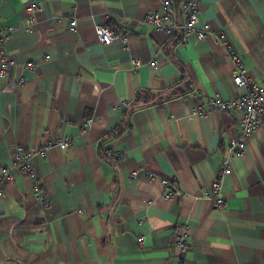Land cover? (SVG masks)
I'll return each instance as SVG.
<instances>
[{
  "label": "crops",
  "instance_id": "0c3cea01",
  "mask_svg": "<svg viewBox=\"0 0 264 264\" xmlns=\"http://www.w3.org/2000/svg\"><path fill=\"white\" fill-rule=\"evenodd\" d=\"M161 1L0 0V26L14 27L6 41L12 65L0 87V171L8 169L0 264H174L182 224L191 231L179 264H264V124L234 156L228 148L240 136L241 114H193L216 94L233 100L244 93L232 81L230 53L255 82L264 81V0H198L200 22L211 28L202 40L143 25ZM30 4L38 7L32 14ZM97 26L125 30L127 50L101 43ZM183 75L189 93L173 96ZM145 93L149 101H136ZM130 106L129 128L108 138ZM65 138L68 148L33 156L34 179L11 166L17 145L36 151ZM105 146L117 161L101 157ZM225 157L226 203L214 209L198 196ZM161 179L182 196L162 197Z\"/></svg>",
  "mask_w": 264,
  "mask_h": 264
},
{
  "label": "built area",
  "instance_id": "2783aa9c",
  "mask_svg": "<svg viewBox=\"0 0 264 264\" xmlns=\"http://www.w3.org/2000/svg\"><path fill=\"white\" fill-rule=\"evenodd\" d=\"M25 10L28 14H32L38 10V7L36 4H30ZM141 23L167 35H173L177 32L185 35L193 34L199 40L206 38L211 32L208 23L200 22L198 16V0H180L179 3L177 0H162L158 9L150 10L145 13ZM75 26L76 20L75 18H71L69 20L70 29L73 30ZM13 31V26H0V87L2 86L1 80L7 76L12 65L6 50V41L12 35ZM94 32L98 40L104 45L116 44L119 45L122 50H127L129 36L122 28H117L115 26H97L94 28ZM215 37L221 42L223 47L228 46L222 32L215 33ZM230 60L234 66L232 81L235 86L244 88V93L239 94V96L233 100L224 99L216 94L209 98L204 107L198 108L193 114L204 116L215 110H234L239 112L241 117L238 119L237 127L240 136L230 140L228 150L234 156H240L245 149L247 139L254 133L258 126L264 124V81L255 82L252 77L249 76L237 56L230 57ZM133 63L134 69L139 62L134 61ZM155 63V61L150 62V65L155 66ZM24 81L23 77H19V82ZM125 105L126 103L121 101L117 109L121 110ZM91 122L92 119H87L84 126H88ZM51 146L66 149L70 146V140L68 138L47 140L43 146L36 151H31L21 145H17L12 153L11 166L17 169L21 174L34 179L31 165L33 156L35 154L44 156ZM107 152L113 154L115 158H119V154L115 150L109 148ZM230 172L229 159L225 157L222 160L219 170L215 173L209 189L198 197L209 201L214 209L224 208L226 200L223 196L222 181ZM135 174L136 172H130L131 177L135 176ZM5 175H8V169L2 167L0 171V197L2 195L1 183ZM148 180L154 182L155 177L148 175ZM160 183L163 188L161 193L162 197L171 200L176 196H182V192L171 185L168 180L161 179ZM33 191L37 197L41 195L38 191L37 183ZM42 202L44 203L43 200ZM190 231V226L188 224H182L174 234V264H179L182 256L188 250ZM138 241L141 243L142 238H139Z\"/></svg>",
  "mask_w": 264,
  "mask_h": 264
},
{
  "label": "trees",
  "instance_id": "16d2710c",
  "mask_svg": "<svg viewBox=\"0 0 264 264\" xmlns=\"http://www.w3.org/2000/svg\"><path fill=\"white\" fill-rule=\"evenodd\" d=\"M177 2L179 3L180 0H177ZM189 84L190 83H189L187 77L185 75H183L181 82L170 88L172 90V95L173 96H179V95H184L186 93H189L188 91L190 90V87H187ZM165 96H166V94L159 96L158 100L160 98H164ZM139 99H141L143 101H149L151 99V96L149 94L145 93V94H142L141 96L137 97L136 101H139ZM133 110H134V106H130L129 108H126L123 110L122 123L119 126H117L112 132H110V134L108 135V138L114 139L117 136H119L123 131H125L126 129L129 128L128 122L130 119V114ZM109 148H110L109 146H105L104 150L100 151L101 157L106 161H110V159H112L113 161H117L118 159L115 158L113 154H110L109 152H107Z\"/></svg>",
  "mask_w": 264,
  "mask_h": 264
},
{
  "label": "bare ground",
  "instance_id": "6f19581e",
  "mask_svg": "<svg viewBox=\"0 0 264 264\" xmlns=\"http://www.w3.org/2000/svg\"><path fill=\"white\" fill-rule=\"evenodd\" d=\"M229 49V48H228ZM228 49H227V51H228ZM232 56H237L236 54H234V52L233 53H230V57H232ZM238 57V56H237Z\"/></svg>",
  "mask_w": 264,
  "mask_h": 264
},
{
  "label": "rangeland",
  "instance_id": "374dc122",
  "mask_svg": "<svg viewBox=\"0 0 264 264\" xmlns=\"http://www.w3.org/2000/svg\"><path fill=\"white\" fill-rule=\"evenodd\" d=\"M139 238H142V242H143V237H142V236H140ZM139 238H138V239H139ZM142 242L140 243V242L138 241V243H139V244H142Z\"/></svg>",
  "mask_w": 264,
  "mask_h": 264
}]
</instances>
